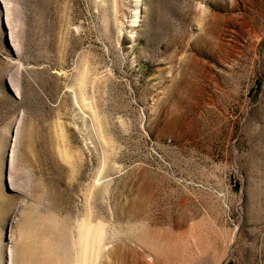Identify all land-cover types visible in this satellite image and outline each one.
Here are the masks:
<instances>
[{
  "label": "rangeland",
  "instance_id": "374dc122",
  "mask_svg": "<svg viewBox=\"0 0 264 264\" xmlns=\"http://www.w3.org/2000/svg\"><path fill=\"white\" fill-rule=\"evenodd\" d=\"M0 264H264V0H0Z\"/></svg>",
  "mask_w": 264,
  "mask_h": 264
}]
</instances>
